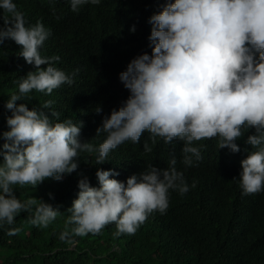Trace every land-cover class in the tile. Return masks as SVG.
I'll return each mask as SVG.
<instances>
[{"label": "clouds", "instance_id": "obj_1", "mask_svg": "<svg viewBox=\"0 0 264 264\" xmlns=\"http://www.w3.org/2000/svg\"><path fill=\"white\" fill-rule=\"evenodd\" d=\"M68 3L76 12L100 0ZM0 12L5 14L0 16V44L14 42L17 55L34 68L16 81L17 91L4 104L11 115L5 118L9 130L2 133L0 145V228L13 225L24 212L31 214L33 226L47 228L61 213L42 199L21 201L16 187L61 181L77 170L84 150L95 151L101 165L111 151L129 141L139 143L145 132L152 144L183 142L181 163L191 167L202 158L197 142L215 139L217 149L236 153V141L253 129L244 141L251 150L240 161L239 179L233 180L242 196L264 191V0H166L148 18L151 54L135 56L118 74L128 96L103 117L95 136L103 133L105 138L95 149L80 140L82 122L53 123L50 115L58 120L59 113L16 103L33 90L50 95L72 85L79 69L66 74L54 66L59 56L41 55L50 29L41 22L27 25L13 0H0ZM134 31L135 26L129 28ZM50 105L48 101L43 108ZM144 149L151 151L147 143ZM176 164L173 155L166 169L150 164L124 182L110 178L118 175L111 169L97 167L98 187L81 176L77 197L67 209L73 227L59 239L71 244L73 236L99 234L109 224L117 235H134L149 215L166 213L170 191H189Z\"/></svg>", "mask_w": 264, "mask_h": 264}, {"label": "trees", "instance_id": "obj_2", "mask_svg": "<svg viewBox=\"0 0 264 264\" xmlns=\"http://www.w3.org/2000/svg\"><path fill=\"white\" fill-rule=\"evenodd\" d=\"M13 2L27 25L41 22L50 29L41 55L59 56L54 66L66 74L79 69L72 85H62L50 95L33 90L16 103H25L29 110L59 113L58 120L50 115L53 123L82 122L80 140L95 149L105 138L103 133L95 136L103 117L128 96L118 74L135 56L151 54L148 18L166 0H100L99 5H83L76 12L70 10L68 0ZM132 26L135 31L130 33ZM18 52L19 46L10 40L0 44V145L2 133L9 130L5 118L11 115L4 104L17 91L16 81L34 71ZM48 101L50 107L43 108ZM251 134L253 129L236 141L240 148L236 153L217 149L215 139L197 142L202 158L191 167L181 163L183 142L152 144L147 132L139 143L129 141L111 151L101 165L96 164L95 151L80 152L77 170L61 181L46 179L35 188L14 189L21 201L42 199L61 215L47 228H38L30 223L31 214L24 212L13 225L0 228V264H264V191L242 196L233 180L239 179L240 161L251 150L244 142ZM145 143L150 152L145 151ZM173 155L189 191L184 195L170 191L165 214L149 215L134 235H117L115 225L109 224L99 234L73 236L71 244L59 239L62 231L73 227L67 222V209L77 197L81 176L98 187L95 172L99 167L118 173L110 178L124 182L150 164L166 169Z\"/></svg>", "mask_w": 264, "mask_h": 264}]
</instances>
